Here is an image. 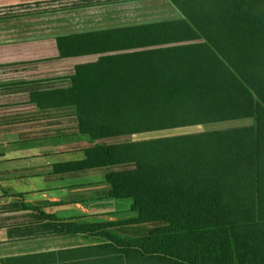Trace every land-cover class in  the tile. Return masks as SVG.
Instances as JSON below:
<instances>
[{"label":"trees","instance_id":"obj_1","mask_svg":"<svg viewBox=\"0 0 264 264\" xmlns=\"http://www.w3.org/2000/svg\"><path fill=\"white\" fill-rule=\"evenodd\" d=\"M170 1L182 18L80 35L72 50L59 40L64 58L107 53L65 94L80 134L254 125L95 149L134 166L107 175L110 196L132 202L128 223L163 225L64 264H264V0Z\"/></svg>","mask_w":264,"mask_h":264},{"label":"crops","instance_id":"obj_2","mask_svg":"<svg viewBox=\"0 0 264 264\" xmlns=\"http://www.w3.org/2000/svg\"><path fill=\"white\" fill-rule=\"evenodd\" d=\"M176 11L182 18L170 0H0V264L69 263L107 246V235L144 238L161 225L128 223L132 202L110 196L107 175L134 166L107 167L95 149L110 142L82 136L66 104L76 68L107 53L64 58L59 40L72 50L80 35L176 20Z\"/></svg>","mask_w":264,"mask_h":264},{"label":"rangeland","instance_id":"obj_3","mask_svg":"<svg viewBox=\"0 0 264 264\" xmlns=\"http://www.w3.org/2000/svg\"><path fill=\"white\" fill-rule=\"evenodd\" d=\"M171 17H173V19L181 18L177 11L175 12V15ZM253 125H254L253 119H243L237 121L222 122V123L209 124V125H199V126L178 128V129H172L166 131L138 134L135 140L137 141L155 140L166 137L190 135V134H196L202 132H215V131H223L227 129L245 128V127H251ZM108 142H110L109 144H121V143L133 142V141H132V136H130V137L108 139L107 143ZM160 226H162V224L157 227Z\"/></svg>","mask_w":264,"mask_h":264}]
</instances>
